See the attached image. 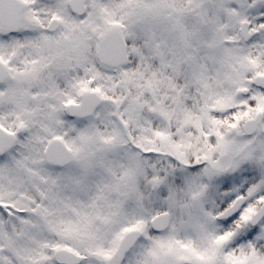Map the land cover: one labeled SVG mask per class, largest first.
I'll return each mask as SVG.
<instances>
[{
	"label": "snow or ice",
	"instance_id": "1",
	"mask_svg": "<svg viewBox=\"0 0 264 264\" xmlns=\"http://www.w3.org/2000/svg\"><path fill=\"white\" fill-rule=\"evenodd\" d=\"M0 264H264V0H0Z\"/></svg>",
	"mask_w": 264,
	"mask_h": 264
}]
</instances>
